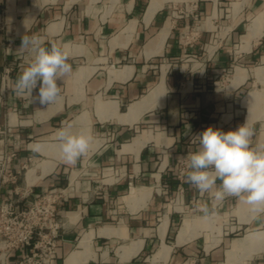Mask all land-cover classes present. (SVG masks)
Instances as JSON below:
<instances>
[{"label":"crops","instance_id":"crops-1","mask_svg":"<svg viewBox=\"0 0 264 264\" xmlns=\"http://www.w3.org/2000/svg\"><path fill=\"white\" fill-rule=\"evenodd\" d=\"M25 35L62 48L72 65L48 106L13 91L32 61ZM257 83L264 0H0V158L15 154L22 194L65 190L48 264H264V217L235 197L213 205L185 182L187 156L209 126L247 121L253 147L264 148ZM69 126L95 135L72 166L56 138ZM14 188L0 189V205ZM205 206L214 208L207 218Z\"/></svg>","mask_w":264,"mask_h":264},{"label":"clouds","instance_id":"clouds-1","mask_svg":"<svg viewBox=\"0 0 264 264\" xmlns=\"http://www.w3.org/2000/svg\"><path fill=\"white\" fill-rule=\"evenodd\" d=\"M20 47L32 53V61L17 77L13 91L31 103L52 104L61 94L57 81L72 72L67 53L55 45L42 46L36 35L23 36ZM253 136L247 121L227 132L207 127L196 137L198 148L187 156L185 182L202 195L209 194L213 205L228 197L240 199L249 206L253 219H260L264 217V148L253 147ZM56 138L61 161L72 166L89 152L95 135L91 128L73 132L69 126L59 129ZM41 149L35 143L31 150L39 153ZM201 211L205 218L214 214L208 206Z\"/></svg>","mask_w":264,"mask_h":264},{"label":"built area","instance_id":"built-area-1","mask_svg":"<svg viewBox=\"0 0 264 264\" xmlns=\"http://www.w3.org/2000/svg\"><path fill=\"white\" fill-rule=\"evenodd\" d=\"M14 155L0 158V189L15 186L0 205V262L22 246H30L17 264H48L59 238L58 205L65 200V190L52 186L40 193L22 194L16 185L18 172L10 166Z\"/></svg>","mask_w":264,"mask_h":264},{"label":"rangeland","instance_id":"rangeland-1","mask_svg":"<svg viewBox=\"0 0 264 264\" xmlns=\"http://www.w3.org/2000/svg\"><path fill=\"white\" fill-rule=\"evenodd\" d=\"M232 74V71L231 70H229V71H227L225 74H224V80H226L228 77H230V75ZM251 84L249 85V88L248 89H251ZM262 87H264V84H261V83H257V84H255V88H262ZM263 98H264V93H263ZM264 107V104H261L260 105V108H263ZM216 219V218H215ZM237 237V236H236ZM214 238V237H213ZM216 239H217V237H216Z\"/></svg>","mask_w":264,"mask_h":264},{"label":"bare ground","instance_id":"bare-ground-1","mask_svg":"<svg viewBox=\"0 0 264 264\" xmlns=\"http://www.w3.org/2000/svg\"><path fill=\"white\" fill-rule=\"evenodd\" d=\"M190 225H191V223L189 221H185V223L183 224V226L181 228L180 238L190 228ZM167 252H169V251H167Z\"/></svg>","mask_w":264,"mask_h":264}]
</instances>
